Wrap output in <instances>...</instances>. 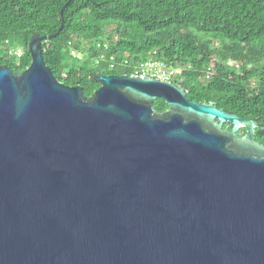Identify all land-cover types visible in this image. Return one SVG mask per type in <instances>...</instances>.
<instances>
[{"label":"water","instance_id":"obj_1","mask_svg":"<svg viewBox=\"0 0 264 264\" xmlns=\"http://www.w3.org/2000/svg\"><path fill=\"white\" fill-rule=\"evenodd\" d=\"M59 32L0 67V264H264L257 124L148 77L85 98L44 63Z\"/></svg>","mask_w":264,"mask_h":264},{"label":"trees","instance_id":"obj_2","mask_svg":"<svg viewBox=\"0 0 264 264\" xmlns=\"http://www.w3.org/2000/svg\"><path fill=\"white\" fill-rule=\"evenodd\" d=\"M58 32L41 43L44 63L85 98L95 74L133 76L160 60L179 70L170 82L189 101L254 121L264 147V0H0V67L26 71L30 38Z\"/></svg>","mask_w":264,"mask_h":264},{"label":"built area","instance_id":"obj_3","mask_svg":"<svg viewBox=\"0 0 264 264\" xmlns=\"http://www.w3.org/2000/svg\"><path fill=\"white\" fill-rule=\"evenodd\" d=\"M72 56L75 57V53L71 52ZM103 60V56H100L95 62H99ZM125 66H127V62H123ZM228 65L233 66L232 62H229ZM237 66V65H235ZM133 76L135 77H148L158 81L170 82L174 77L179 74V70L170 66L160 60H151L146 61L141 64H136L134 66Z\"/></svg>","mask_w":264,"mask_h":264},{"label":"flooded vegetation","instance_id":"obj_4","mask_svg":"<svg viewBox=\"0 0 264 264\" xmlns=\"http://www.w3.org/2000/svg\"><path fill=\"white\" fill-rule=\"evenodd\" d=\"M187 99V98H186ZM189 101V100H188ZM189 102H191V101H189ZM197 103V102H196ZM155 111V110H154ZM157 112V111H156ZM166 112V111H165ZM157 113H159V112H157ZM164 113V112H163ZM242 132H243V134H244V131L243 130H241ZM243 136V135H242ZM254 142L255 143H257V144H259L257 141H255V132H254ZM260 145V144H259ZM262 146V145H261Z\"/></svg>","mask_w":264,"mask_h":264},{"label":"rangeland","instance_id":"obj_5","mask_svg":"<svg viewBox=\"0 0 264 264\" xmlns=\"http://www.w3.org/2000/svg\"><path fill=\"white\" fill-rule=\"evenodd\" d=\"M19 52L21 53L20 50H19ZM238 135H239V136H242V135H243V132H242V131H239V132H238Z\"/></svg>","mask_w":264,"mask_h":264}]
</instances>
